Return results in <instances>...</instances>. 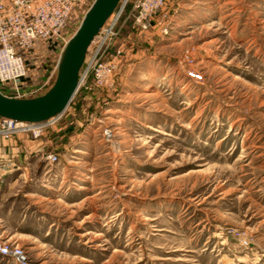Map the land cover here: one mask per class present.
Listing matches in <instances>:
<instances>
[{"label":"rangeland","instance_id":"1","mask_svg":"<svg viewBox=\"0 0 264 264\" xmlns=\"http://www.w3.org/2000/svg\"><path fill=\"white\" fill-rule=\"evenodd\" d=\"M135 13L40 136L1 138L0 238L28 256L0 264H264V0H165L146 29ZM61 52L34 42L24 93Z\"/></svg>","mask_w":264,"mask_h":264},{"label":"built area","instance_id":"2","mask_svg":"<svg viewBox=\"0 0 264 264\" xmlns=\"http://www.w3.org/2000/svg\"><path fill=\"white\" fill-rule=\"evenodd\" d=\"M131 1L136 12L135 24L145 29L150 26L152 16L160 11L165 3V0H121L116 11L97 35L96 44L88 49L87 54H91V62L89 67L83 69L88 57L86 55L80 70L79 86L86 81L92 66L98 64L101 48L113 35L119 16L126 4ZM85 4L86 0H0V84L12 87L16 97L30 96L24 93L22 87V80L27 72L25 54L38 39L60 45L63 49L69 39L67 28L72 11L76 6ZM110 71L107 64L100 63L96 73L99 81L100 78L103 80ZM54 118L44 122L29 123L1 117L0 137L10 138L23 133L38 137ZM46 159L49 163H54L57 161V156L49 155ZM20 254L21 248L18 244L14 245L0 238L2 258L18 263L20 260H25Z\"/></svg>","mask_w":264,"mask_h":264},{"label":"water","instance_id":"3","mask_svg":"<svg viewBox=\"0 0 264 264\" xmlns=\"http://www.w3.org/2000/svg\"><path fill=\"white\" fill-rule=\"evenodd\" d=\"M121 0H93L62 49L51 85L42 93L16 97L0 91V118L38 123L65 112L79 89L80 70L90 45Z\"/></svg>","mask_w":264,"mask_h":264},{"label":"crops","instance_id":"4","mask_svg":"<svg viewBox=\"0 0 264 264\" xmlns=\"http://www.w3.org/2000/svg\"><path fill=\"white\" fill-rule=\"evenodd\" d=\"M5 86H7V85H5ZM8 86H9V85H8ZM13 94H14V93H13ZM8 95H11V93H8ZM11 96H15V94H14V95H11ZM0 140H1V137H0ZM0 142H1V141H0ZM12 150H14V149L10 148V149L8 150L7 145L0 143V158H5V157H7L8 154L10 153V151H12ZM4 169H5V165H4V164H3V165H0V186H1L2 182L5 181V178H4V180H3V176H2V175L5 174V173L3 172Z\"/></svg>","mask_w":264,"mask_h":264},{"label":"bare ground","instance_id":"5","mask_svg":"<svg viewBox=\"0 0 264 264\" xmlns=\"http://www.w3.org/2000/svg\"><path fill=\"white\" fill-rule=\"evenodd\" d=\"M96 39H98V36L97 37H95V39L93 40V42H95V40ZM93 42H92V44H93ZM91 44V45H92ZM21 248V247H20ZM20 255H22L24 258H25V255H27V253L25 252V250H24V248H21V254ZM28 256V255H27ZM26 259V258H25Z\"/></svg>","mask_w":264,"mask_h":264}]
</instances>
